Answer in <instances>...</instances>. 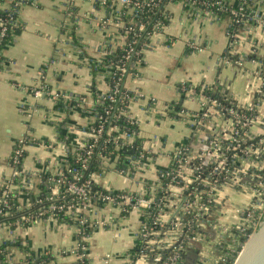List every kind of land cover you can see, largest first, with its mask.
Instances as JSON below:
<instances>
[{"label": "built area", "instance_id": "obj_1", "mask_svg": "<svg viewBox=\"0 0 264 264\" xmlns=\"http://www.w3.org/2000/svg\"><path fill=\"white\" fill-rule=\"evenodd\" d=\"M28 2L36 4L37 0H11V5L3 10L9 13L0 19V45L19 27L17 15L21 6ZM176 2L185 4L189 16L203 17L211 22L230 19L229 46L222 61L242 68L248 62L257 63L251 70L255 98L240 103L223 88L182 83L179 87L181 95L200 101V111L193 115L194 126L200 128L206 119L218 117L227 128L208 138L206 147L196 154L189 145L178 147L170 166L160 170L158 179L151 180L150 185L146 180L147 189L143 192L96 191L95 179L104 173L94 172L84 178L79 169L70 168V153L77 156L83 169H87L89 159L98 151L104 167L109 169L113 165L116 171L131 180L136 179L153 158L152 150H147L142 141V146L135 149V155L122 162L125 168L121 169L117 166L120 164L118 157L111 158L106 151L115 145V151L122 152L126 147H134L139 138V119L129 113V106L143 94L130 90L126 81L129 77L139 78L145 51L152 38L162 33L171 21L167 7ZM100 6L107 9L108 14L101 20V26L108 29L105 49L103 55L90 64L95 78L103 75L106 79L108 91L97 94L96 103L89 112L92 118L86 130L88 140L81 147H69L62 172L52 174L47 180L42 175V182L35 192L30 191L33 188L31 178L23 168L26 149L33 138L27 133L15 142L8 160L10 173L0 176V217L3 219L0 231L7 229L12 236L10 241L0 243V264H53L54 261L44 258L52 253L32 251L16 231L46 219L69 223L60 220L61 215L77 223L80 242L74 251L77 259L72 264H84L89 249L86 240L89 233L85 229H91L85 214L106 204L120 208L123 214L134 209L143 213L138 235L140 245L130 254L129 264H138L143 256L156 258L159 264H185L187 249L204 241L203 227L206 226L215 227L217 231L215 243L209 245L222 255L216 264H235L264 222V42L260 40V37L264 38V0H101ZM69 28L63 32L69 30L68 37L74 42L73 30ZM242 46L248 50H239ZM78 47L82 53L84 47ZM187 47L191 51L205 50L197 38L189 41ZM119 50L123 52L121 55L117 54ZM4 63L3 50H0V69ZM210 91L212 95H209ZM33 92L36 98L42 95L60 97L46 80ZM148 102L150 108L158 107L156 98ZM98 106L103 113L98 112ZM169 109L177 115H189L177 105H166L165 110ZM33 110L35 107L26 108L24 113L30 116ZM121 118L125 119V126L118 124ZM226 189L245 191L250 197L235 207L232 220L213 223L218 196ZM22 194L30 198L28 207L20 203ZM169 204L173 205L174 211L167 218ZM36 205L38 208L26 212ZM14 211L18 217L11 221ZM88 261L90 264L89 258Z\"/></svg>", "mask_w": 264, "mask_h": 264}, {"label": "crops", "instance_id": "obj_2", "mask_svg": "<svg viewBox=\"0 0 264 264\" xmlns=\"http://www.w3.org/2000/svg\"><path fill=\"white\" fill-rule=\"evenodd\" d=\"M10 2L0 0V10L8 8ZM100 2L37 0L36 4L25 3L17 15L19 27L13 40L3 49L0 176L10 173L8 160L14 144L29 133L33 142L27 146L23 168L31 178L33 188L30 191L38 190L42 175L62 172L69 147L85 144L89 138L86 130L92 118L89 112L96 103L97 94L108 91L106 79L103 75L95 78L90 64L98 60L105 49L108 29L101 26V20L108 14ZM167 8L171 21L162 33L152 38L139 78L129 77L126 81L130 90L143 94L131 101L129 113L139 119V138L147 150H152L153 158L134 180L116 171L113 165L104 174L97 175L95 182L108 191L143 192L147 189L146 180L150 185L151 180L158 179L160 170L170 166L178 147L189 145L196 154L206 147L208 138L227 128L218 117L206 119L200 128L194 126L193 115L200 111V101L181 95L179 87L182 83L223 88L240 103L255 98L251 70L257 63L248 62L242 68L222 61L229 46L230 19L211 22L203 17L189 16L188 8L180 2L171 3ZM68 28L74 31L76 45L68 37L69 30L63 32ZM196 38L201 40L204 51H191L187 47L189 41ZM260 40L264 42V38L260 37ZM78 46L84 47L82 53ZM239 50L247 51L248 47L242 46ZM43 80L54 93L60 94L59 98L34 96L33 91ZM151 98L157 99V108L149 107ZM166 105H177L189 115H177L170 109L166 111ZM31 107L35 110L28 116L24 111ZM248 196L247 192L236 189L222 191L212 222L232 220L235 207L247 201ZM20 203L28 207L29 196L22 194ZM166 209L168 218L174 211L173 205L169 204ZM85 215L91 224V233L86 239L90 264H129L130 254L140 245L142 211L134 209L123 214L120 208L106 204L94 207ZM102 221L104 225L100 224ZM16 234L32 251L52 253L53 264H72L77 259L74 251L80 240L74 222L46 219L18 229ZM11 238L7 229L0 231V243ZM216 239L215 227H203L204 241L187 249L185 264H216L222 255L209 247ZM138 264H159V260L143 256Z\"/></svg>", "mask_w": 264, "mask_h": 264}, {"label": "trees", "instance_id": "obj_3", "mask_svg": "<svg viewBox=\"0 0 264 264\" xmlns=\"http://www.w3.org/2000/svg\"><path fill=\"white\" fill-rule=\"evenodd\" d=\"M9 12L7 11H1L0 10V19H3V18H6L7 15H8ZM14 35V34H13ZM13 35L12 34H9L2 42V44L0 45V50L2 51L8 44H10V42H12L13 40ZM72 35L74 37V31H72ZM75 44H77V41L75 40L74 41ZM123 52L121 50H119L117 52L118 55H121ZM209 95H212V92L210 91L209 92ZM115 106V105H114ZM98 112L99 113H103L104 110L98 106ZM96 124V123H95ZM94 124V125H95ZM118 124H121L123 126H125L126 124V121L124 118H121L120 121L118 122ZM134 129V128H133ZM142 146V139L140 138H136V141L134 142V147H126V149H123L122 152H118V151H115V145H111L109 146V148L107 149L106 151V154H108L111 158H115L116 156L118 157V161L120 162V164H118V168H125L124 165H122V162L123 161H126L127 160V157L130 156V155H135L136 151L135 149L139 148ZM105 154V153H104ZM69 166L70 168L72 169H79L81 171V173L83 174V177L84 178H88L92 173L94 172H98V173H105L107 171V167L105 166L104 167V161L103 159L100 157V155L98 154V151H95V153L92 155V157L89 159L88 161V165H87V169H83L82 167V163L78 162L77 161V156L70 153L69 154ZM52 176L51 173H46L44 174V179L47 180L48 178H50ZM166 183V182H165ZM95 189L96 191H100V192H106V190L99 186V185H95ZM161 195V192L159 194V196ZM49 203H47L48 205ZM35 208H38V205L34 206V209L32 208L31 210H27L26 212H30L32 210H35ZM15 212V211H14ZM18 217V213H14V215L10 218L11 221H13L14 219H16ZM2 218L0 217V223L2 222ZM60 220H66L67 222L69 223H73V221L71 219L68 218V216H63L61 215L60 216ZM75 224V223H74ZM77 224V223H76ZM87 234L91 233V231L89 230V228L85 229ZM142 243V242H141ZM88 245V243H87ZM45 259H48V260H51L53 261L54 260V257L53 255H46L44 256ZM186 258V256H184V259ZM89 261H88V258L84 260V264H88Z\"/></svg>", "mask_w": 264, "mask_h": 264}, {"label": "water", "instance_id": "obj_4", "mask_svg": "<svg viewBox=\"0 0 264 264\" xmlns=\"http://www.w3.org/2000/svg\"><path fill=\"white\" fill-rule=\"evenodd\" d=\"M235 264H264V222L242 250Z\"/></svg>", "mask_w": 264, "mask_h": 264}]
</instances>
